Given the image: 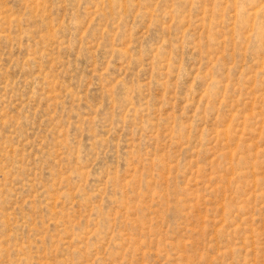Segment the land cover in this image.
I'll use <instances>...</instances> for the list:
<instances>
[{
	"label": "rangeland",
	"instance_id": "obj_1",
	"mask_svg": "<svg viewBox=\"0 0 264 264\" xmlns=\"http://www.w3.org/2000/svg\"><path fill=\"white\" fill-rule=\"evenodd\" d=\"M0 264H264V0H0Z\"/></svg>",
	"mask_w": 264,
	"mask_h": 264
}]
</instances>
